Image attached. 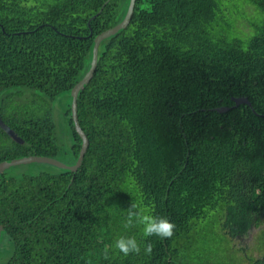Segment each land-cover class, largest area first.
I'll list each match as a JSON object with an SVG mask.
<instances>
[{
  "label": "trees",
  "instance_id": "16d2710c",
  "mask_svg": "<svg viewBox=\"0 0 264 264\" xmlns=\"http://www.w3.org/2000/svg\"><path fill=\"white\" fill-rule=\"evenodd\" d=\"M129 2L0 0V118L23 142L0 127V164H76L73 89ZM77 117L89 147L76 173L0 175V264H189L210 239L264 226V0H136L100 42ZM133 202L174 235L124 230ZM118 235L140 254L120 253Z\"/></svg>",
  "mask_w": 264,
  "mask_h": 264
},
{
  "label": "water",
  "instance_id": "95a60500",
  "mask_svg": "<svg viewBox=\"0 0 264 264\" xmlns=\"http://www.w3.org/2000/svg\"><path fill=\"white\" fill-rule=\"evenodd\" d=\"M135 1L136 0H130L129 2V6L127 9V12L125 14V17L123 19V21L121 22V24H119L116 28L109 30L103 34H101L94 42V47H93V51H92V61L90 64V69L88 71V73L86 74L85 78L73 89V94H72V104H71V108H72V119L74 122V127L75 130L77 132V134L80 136L81 140H82V149L81 152L79 154V158L76 162L75 165L73 166H68L66 164H63L61 162H59L58 160L52 159V158H47V157H37V156H32V157H26V158H21V159H17V160H13L10 162H3L0 164V175L3 174L5 171L11 169V168H16V167H20V166H25V165H31V164H45V165H50L53 166L55 168H58L60 170H64L70 173H76L78 171V169L81 167L83 160H84V156L87 153L88 147H89V141L87 136L84 134V132L82 131L79 122H78V117H77V96L78 93L83 91L85 86H87L89 84V82L91 81V79L94 76L95 70H96V62H97V49L98 46L100 44V42L107 36L113 35L115 33H118L120 31H123L126 29V27L129 25L132 16H133V12H134V6H135ZM235 102L239 105V104H247L249 106H251L250 102L248 101V99H241V100H235ZM0 127L16 142L23 144V142L12 132V130H10L2 121V119L0 118ZM3 232L4 229L2 226H0V240L3 236Z\"/></svg>",
  "mask_w": 264,
  "mask_h": 264
},
{
  "label": "crops",
  "instance_id": "0c3cea01",
  "mask_svg": "<svg viewBox=\"0 0 264 264\" xmlns=\"http://www.w3.org/2000/svg\"><path fill=\"white\" fill-rule=\"evenodd\" d=\"M197 253L201 257L189 264H264V226L253 227L235 239L212 238Z\"/></svg>",
  "mask_w": 264,
  "mask_h": 264
},
{
  "label": "clouds",
  "instance_id": "9594fccd",
  "mask_svg": "<svg viewBox=\"0 0 264 264\" xmlns=\"http://www.w3.org/2000/svg\"><path fill=\"white\" fill-rule=\"evenodd\" d=\"M135 227L142 228L145 238L159 237L162 239L171 238L174 235L175 224L166 216L154 215L150 209L133 202L127 210L126 218L123 221V229L129 230ZM114 247L124 256L130 254H140L141 246L137 238L132 235H118L115 239ZM153 247L150 242L144 247L145 254L150 255ZM91 264V261L88 262Z\"/></svg>",
  "mask_w": 264,
  "mask_h": 264
},
{
  "label": "rangeland",
  "instance_id": "374dc122",
  "mask_svg": "<svg viewBox=\"0 0 264 264\" xmlns=\"http://www.w3.org/2000/svg\"><path fill=\"white\" fill-rule=\"evenodd\" d=\"M62 101H65V97H62ZM55 111H56V117H59V115L61 114V109L57 103L55 104ZM63 128L65 131L66 126H64ZM7 248H8L7 243L2 240V242L0 243V254H3V252L6 251Z\"/></svg>",
  "mask_w": 264,
  "mask_h": 264
}]
</instances>
